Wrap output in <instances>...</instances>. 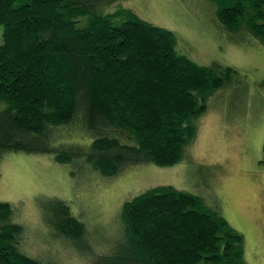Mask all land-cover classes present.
<instances>
[{"label": "trees", "instance_id": "obj_1", "mask_svg": "<svg viewBox=\"0 0 264 264\" xmlns=\"http://www.w3.org/2000/svg\"><path fill=\"white\" fill-rule=\"evenodd\" d=\"M109 1L0 0V160L44 154L104 178L169 167L196 138L208 99L239 82L231 66L178 52L172 31L125 8L104 12ZM207 1L227 37L264 44V0ZM41 212L91 264H247L243 235L171 185L123 203L111 254L93 249L67 202L47 199ZM14 213L0 202V264H42L18 250L23 226Z\"/></svg>", "mask_w": 264, "mask_h": 264}, {"label": "rangeland", "instance_id": "obj_2", "mask_svg": "<svg viewBox=\"0 0 264 264\" xmlns=\"http://www.w3.org/2000/svg\"><path fill=\"white\" fill-rule=\"evenodd\" d=\"M119 8L172 31L175 49L194 62L233 67L239 82L208 99L196 138L169 167L139 165L104 178L48 155L7 152L0 160V202L14 207V220L23 226L18 250L42 264H91L92 256L79 254L43 222L41 202H67L91 230L93 249L111 254L123 203L150 187L171 185L218 210L243 235L246 263L264 264V44L227 37L207 0H111L104 12Z\"/></svg>", "mask_w": 264, "mask_h": 264}]
</instances>
